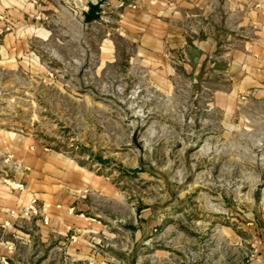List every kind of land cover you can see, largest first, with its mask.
<instances>
[{
	"label": "rangeland",
	"instance_id": "obj_1",
	"mask_svg": "<svg viewBox=\"0 0 264 264\" xmlns=\"http://www.w3.org/2000/svg\"><path fill=\"white\" fill-rule=\"evenodd\" d=\"M95 1L0 0V186L14 142L70 160L135 233L90 264H261L264 0Z\"/></svg>",
	"mask_w": 264,
	"mask_h": 264
},
{
	"label": "crops",
	"instance_id": "obj_2",
	"mask_svg": "<svg viewBox=\"0 0 264 264\" xmlns=\"http://www.w3.org/2000/svg\"><path fill=\"white\" fill-rule=\"evenodd\" d=\"M18 145L14 142L11 148L15 160L21 163L14 177L24 184V189L12 191L0 186V264H19L13 259L17 258L18 251L9 243L14 238L37 245L27 250L34 257L31 264H53L55 256H63V264L111 260L120 241L127 251L121 255L128 257L135 233L106 211L112 210L117 202L94 199L95 195L103 194L96 188L84 189L80 170L62 155ZM31 196H36L42 204L47 224L41 218L26 219L9 214L10 210L26 205ZM45 241L50 248L47 254L40 255L39 243ZM261 264H264V250Z\"/></svg>",
	"mask_w": 264,
	"mask_h": 264
},
{
	"label": "built area",
	"instance_id": "obj_3",
	"mask_svg": "<svg viewBox=\"0 0 264 264\" xmlns=\"http://www.w3.org/2000/svg\"><path fill=\"white\" fill-rule=\"evenodd\" d=\"M17 190H23L24 186L22 183H17L16 186L14 187ZM13 215H18L19 217L22 218H41L43 224L48 223V218L45 216L43 212V206L39 202L36 196H31L29 201L27 202L26 205L22 206L19 210L17 211H11Z\"/></svg>",
	"mask_w": 264,
	"mask_h": 264
},
{
	"label": "water",
	"instance_id": "obj_4",
	"mask_svg": "<svg viewBox=\"0 0 264 264\" xmlns=\"http://www.w3.org/2000/svg\"><path fill=\"white\" fill-rule=\"evenodd\" d=\"M105 0H98L88 4V8L86 11H83V21L88 23L93 20H97L100 18V8Z\"/></svg>",
	"mask_w": 264,
	"mask_h": 264
}]
</instances>
